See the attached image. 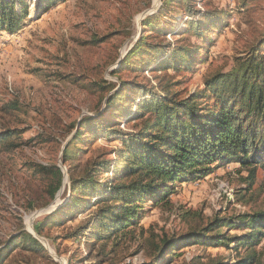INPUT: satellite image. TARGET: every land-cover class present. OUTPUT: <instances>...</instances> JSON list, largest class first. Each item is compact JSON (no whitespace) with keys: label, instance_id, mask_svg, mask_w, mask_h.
<instances>
[{"label":"trees","instance_id":"16d2710c","mask_svg":"<svg viewBox=\"0 0 264 264\" xmlns=\"http://www.w3.org/2000/svg\"><path fill=\"white\" fill-rule=\"evenodd\" d=\"M19 1L21 7L17 11L16 0H0V33L15 34L21 29L27 2ZM58 1L38 0V7L43 11ZM172 1L161 0L163 8L168 10ZM188 1L185 14L180 15L186 26L171 35L192 33L194 43L180 44L187 40L185 35L175 41L166 39L173 32L175 16L156 28L152 21L146 22L144 27L150 26L164 41L155 44L145 41L146 37L138 39L114 73L121 77L130 70L124 75L149 82L145 72L160 70L153 74L154 86L146 87L133 78L92 84L104 106L93 112V117L73 122L61 133L65 139L71 135L62 151V162H71L67 169L69 192L63 205L34 227L36 233L66 225L63 227L71 229L66 239L87 237L86 243L91 246L96 241L105 243L110 237L117 239V246L121 238L130 236L134 242L140 240L137 251L149 256L142 264H172L185 253L184 249L192 246H223L235 252L244 246L245 250L243 255L237 252L235 259L207 254L191 264H262L260 252L253 246L264 240V210L210 219L197 215L191 218L195 223L187 231L163 232L161 237L145 238L149 231L139 224L146 216L144 202L151 206L167 205V196L174 191L175 184L202 179L222 166L236 164L239 172H247L243 181L251 189L258 170L264 171V34L243 55L233 57L230 70L206 72L202 77L204 88L181 98L175 91L179 82L173 74L193 73L206 64L213 34L226 28L225 21L232 18L227 10L209 6L201 9L196 1ZM210 3L208 0L205 5ZM146 6L150 7V0ZM98 41L102 39L95 40L94 46ZM211 64H207V69ZM121 121L132 126V132L122 131ZM22 134L10 129L0 132L2 149L15 151L23 144L15 143ZM44 136L38 138L46 142ZM93 138H116L122 147H93L92 155L78 160L79 154L86 151L79 144ZM36 171L44 175L52 201L63 185L62 170L42 166ZM103 174L112 179L104 180ZM88 206L87 217L71 227L75 215L84 213ZM136 229L141 232L140 238ZM233 230L242 234L229 236ZM38 248L39 244L21 230L0 246V264H17L23 251L36 254Z\"/></svg>","mask_w":264,"mask_h":264},{"label":"rangeland","instance_id":"374dc122","mask_svg":"<svg viewBox=\"0 0 264 264\" xmlns=\"http://www.w3.org/2000/svg\"><path fill=\"white\" fill-rule=\"evenodd\" d=\"M148 1L59 0L42 11L38 0H26L21 29L15 34L0 33V132L10 129L23 133L15 140L23 144L13 152L3 150L0 144V246L24 230L40 248L36 254L23 251L17 264H142L149 259L137 251L140 240L134 242L130 236L121 238L117 246H114L117 242L114 237L105 243L95 240L91 246L86 243L87 237L66 239V233L71 230L63 227L66 225L45 229L40 234L34 229L67 199V169L71 162H62V151L71 135L65 139L61 133L73 122L93 117V112L104 106V101L99 103L97 89L92 84L133 78L146 87L154 86L153 74H159L160 70L145 72L149 82L142 77L124 75L130 70L124 74L120 71L121 77L114 74L138 39L146 37L145 41L155 44L164 41L154 29L143 24L152 21L151 25L156 28L175 16L173 32L166 39L175 41L185 35L187 40L180 44L187 46L195 42L192 33L182 31L174 37L171 35L186 26L180 15L185 14L190 1L173 0L168 10L163 8L161 0H150V7L146 8ZM194 1L201 9L209 6L227 10L232 18L225 21L226 28L213 34L206 64L193 73L172 72L173 79L179 82L175 91L181 98L204 88L202 77L206 72L230 70L233 57L243 55L264 34V0H211L208 5H205L208 0ZM16 2L19 11L20 1ZM97 39L102 41L94 46ZM121 122L122 131L132 132V126ZM40 135H45L47 141L39 139ZM25 142L28 144L24 145ZM79 146L86 151L79 154L78 160L92 155L93 147L106 150L122 147L116 138L111 141L93 138ZM42 166L60 168L63 173V185L52 201H49L44 175L36 171ZM228 166L202 179L175 184L174 191L167 196V205L151 206L144 202L146 216L139 224L149 231L145 232V238L161 237L163 232L187 231L195 223L191 218L197 215L210 219L216 215L234 216L264 210V171L258 170L253 187L248 189L243 181L247 172H239L236 164ZM101 177L112 179L111 175ZM90 206L84 213L75 215L71 227L87 217ZM135 233L140 238V230L136 229ZM240 234L242 231H229V236ZM253 247L260 252L264 264V240ZM184 250L172 264H191L207 254L235 259L237 252L244 254L245 247H239L237 252L223 246H192Z\"/></svg>","mask_w":264,"mask_h":264}]
</instances>
